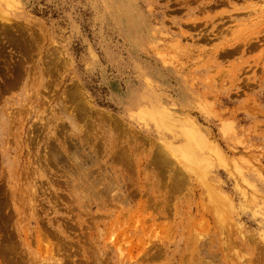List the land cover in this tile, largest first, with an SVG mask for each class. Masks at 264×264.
Instances as JSON below:
<instances>
[{
    "label": "rangeland",
    "instance_id": "374dc122",
    "mask_svg": "<svg viewBox=\"0 0 264 264\" xmlns=\"http://www.w3.org/2000/svg\"><path fill=\"white\" fill-rule=\"evenodd\" d=\"M0 264H264V0H0Z\"/></svg>",
    "mask_w": 264,
    "mask_h": 264
},
{
    "label": "bare ground",
    "instance_id": "6f19581e",
    "mask_svg": "<svg viewBox=\"0 0 264 264\" xmlns=\"http://www.w3.org/2000/svg\"><path fill=\"white\" fill-rule=\"evenodd\" d=\"M84 99H85L86 105H88V107H90L91 101L90 102L86 101V97H84ZM90 109H91V107H90ZM181 129H182V132L184 133L183 135L185 137V141H184L185 150H184V152H182V158H184L185 160H186V158L188 159V155H189L187 149H189L190 151H195L196 148H198L199 150H204V149L210 147L209 146V140H208L207 136L200 129H198L194 126H191V125H183L181 127ZM216 153L219 157H222V155H223L221 149L218 147L216 148Z\"/></svg>",
    "mask_w": 264,
    "mask_h": 264
}]
</instances>
